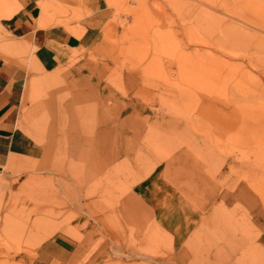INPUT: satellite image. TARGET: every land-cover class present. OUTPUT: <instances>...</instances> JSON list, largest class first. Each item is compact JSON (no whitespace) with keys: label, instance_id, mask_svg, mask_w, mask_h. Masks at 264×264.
<instances>
[{"label":"rangeland","instance_id":"1","mask_svg":"<svg viewBox=\"0 0 264 264\" xmlns=\"http://www.w3.org/2000/svg\"><path fill=\"white\" fill-rule=\"evenodd\" d=\"M108 3L98 39L49 71L0 34L35 73L21 113L40 150L1 180L0 264L58 235L52 264H264V0ZM152 172L182 199L164 213L188 217L179 244L133 192Z\"/></svg>","mask_w":264,"mask_h":264},{"label":"crops","instance_id":"2","mask_svg":"<svg viewBox=\"0 0 264 264\" xmlns=\"http://www.w3.org/2000/svg\"><path fill=\"white\" fill-rule=\"evenodd\" d=\"M51 1L59 14L52 24L46 27L37 25L42 4ZM109 0H13V10L8 6L0 10V34L7 39L24 41L30 47L29 62L39 70L49 71L58 63L64 62L71 52L88 48L97 39L100 31L112 14ZM78 31V35L71 33ZM25 60H19L0 51V188L1 180L12 178L16 165L39 154V147L27 134L23 126L21 105L25 85L35 73L26 68ZM38 70V71H39ZM19 174V173H18ZM161 176L150 175L133 186V192L150 211L153 218L162 224L172 240L179 244L188 228L185 216H164L169 202H180L178 193L174 194ZM4 193L7 187L3 188ZM175 226H172L173 224ZM58 238L72 243L65 236L56 240L43 241L35 251L31 264H52L66 260L67 243L58 244ZM59 245V246H58ZM55 249L54 253H51Z\"/></svg>","mask_w":264,"mask_h":264}]
</instances>
